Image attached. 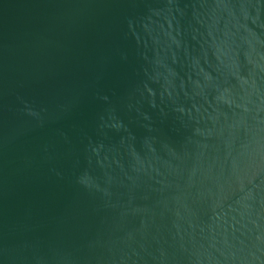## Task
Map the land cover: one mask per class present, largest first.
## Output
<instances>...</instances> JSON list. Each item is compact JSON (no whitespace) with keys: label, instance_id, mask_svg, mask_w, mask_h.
I'll return each instance as SVG.
<instances>
[{"label":"water","instance_id":"obj_1","mask_svg":"<svg viewBox=\"0 0 264 264\" xmlns=\"http://www.w3.org/2000/svg\"><path fill=\"white\" fill-rule=\"evenodd\" d=\"M0 264H264V0H0Z\"/></svg>","mask_w":264,"mask_h":264}]
</instances>
